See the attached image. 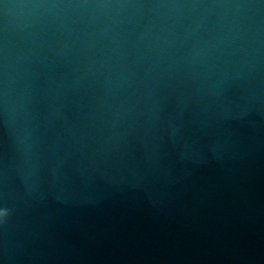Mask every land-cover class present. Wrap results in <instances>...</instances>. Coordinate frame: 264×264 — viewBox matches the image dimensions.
Masks as SVG:
<instances>
[{
    "label": "water",
    "instance_id": "water-1",
    "mask_svg": "<svg viewBox=\"0 0 264 264\" xmlns=\"http://www.w3.org/2000/svg\"><path fill=\"white\" fill-rule=\"evenodd\" d=\"M0 264H264V0H0Z\"/></svg>",
    "mask_w": 264,
    "mask_h": 264
},
{
    "label": "clouds",
    "instance_id": "clouds-1",
    "mask_svg": "<svg viewBox=\"0 0 264 264\" xmlns=\"http://www.w3.org/2000/svg\"><path fill=\"white\" fill-rule=\"evenodd\" d=\"M8 214H9L8 209L2 208V210H0V222H2L4 219H6Z\"/></svg>",
    "mask_w": 264,
    "mask_h": 264
}]
</instances>
